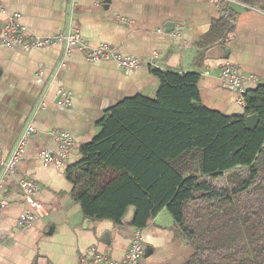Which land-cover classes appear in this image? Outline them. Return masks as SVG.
Instances as JSON below:
<instances>
[{"label": "crops", "instance_id": "1", "mask_svg": "<svg viewBox=\"0 0 264 264\" xmlns=\"http://www.w3.org/2000/svg\"><path fill=\"white\" fill-rule=\"evenodd\" d=\"M235 1L224 4L235 15L229 28L222 26L226 12L212 0H0V175L23 131L34 128L17 171L0 184V264H84L92 246L115 261L124 259L136 228L86 218L67 169L81 161V147L100 133L106 112L137 95L156 96L154 69L197 74L204 106L244 114L238 94L224 87L221 70L228 63L240 69L246 90L264 84V3ZM15 14L38 36L79 31L90 48L108 44L152 65L124 72L112 60L91 63L78 50L67 56L62 45L6 48L3 25ZM60 88L71 94L67 107L57 96ZM59 131L75 143L63 168L41 157L57 152ZM24 180L39 185L36 198L48 209L27 227L19 224L32 210L20 188ZM165 212L143 229L142 264H186L194 254Z\"/></svg>", "mask_w": 264, "mask_h": 264}, {"label": "trees", "instance_id": "2", "mask_svg": "<svg viewBox=\"0 0 264 264\" xmlns=\"http://www.w3.org/2000/svg\"><path fill=\"white\" fill-rule=\"evenodd\" d=\"M152 72L156 96L106 112L67 169L74 200L86 218L116 225L134 207L142 230L167 209L194 250L186 264H264V84L247 90L244 114L228 116L202 104L199 75Z\"/></svg>", "mask_w": 264, "mask_h": 264}, {"label": "built area", "instance_id": "3", "mask_svg": "<svg viewBox=\"0 0 264 264\" xmlns=\"http://www.w3.org/2000/svg\"><path fill=\"white\" fill-rule=\"evenodd\" d=\"M219 10L224 9L225 3H235V0H212ZM4 11L0 9V15ZM21 16L18 14L8 16L3 25V36L1 44L9 49H21L25 51L43 49L53 45H62L67 56L73 50L81 51L85 54L86 59L91 63H99L102 61L112 60L117 63L118 67L124 71L129 72L144 67L147 64L152 65L146 60L136 59L124 56L114 47L108 44H101L98 47L90 48L86 39L79 31H66L51 37H42L32 33L21 22ZM65 63H62L64 66ZM221 78L225 88L235 91L238 96V103L240 106H245V77L242 75L240 69L232 64H225L221 70ZM60 104L67 107L71 104V94L60 88L57 91ZM34 132L32 126H28L18 141L16 142L11 154L2 163L0 184H4L6 180L14 174L20 163L24 158V154ZM55 140L58 145L56 153L43 152L41 157L46 164L55 165L58 168H63L68 161L71 151L75 146L73 138L64 131H59L55 134ZM20 188L23 193L24 200L32 209L31 212L25 214L19 219L21 227L31 225L35 220L43 218L48 214L47 207L37 200L39 193V185L31 180H24L21 182ZM3 205H0V212ZM1 244V237H0ZM146 251V244L144 241L143 230L136 229L131 241L129 250L124 259L120 262L113 260L108 255L100 253L95 246L87 249L82 257L84 264H142V259Z\"/></svg>", "mask_w": 264, "mask_h": 264}, {"label": "water", "instance_id": "4", "mask_svg": "<svg viewBox=\"0 0 264 264\" xmlns=\"http://www.w3.org/2000/svg\"><path fill=\"white\" fill-rule=\"evenodd\" d=\"M246 122L250 129H254L258 122V116L252 115L247 118ZM135 212H136V209L134 207L129 209L128 213L124 217V223H126V225L132 226V219L134 217Z\"/></svg>", "mask_w": 264, "mask_h": 264}, {"label": "rangeland", "instance_id": "5", "mask_svg": "<svg viewBox=\"0 0 264 264\" xmlns=\"http://www.w3.org/2000/svg\"><path fill=\"white\" fill-rule=\"evenodd\" d=\"M165 211H166V212H165V215H167L168 217H172L171 214H170V212H169L167 209H165ZM172 219H173V218H172Z\"/></svg>", "mask_w": 264, "mask_h": 264}]
</instances>
